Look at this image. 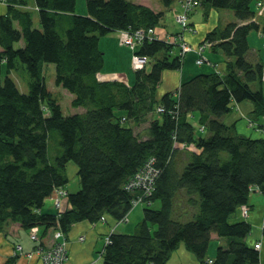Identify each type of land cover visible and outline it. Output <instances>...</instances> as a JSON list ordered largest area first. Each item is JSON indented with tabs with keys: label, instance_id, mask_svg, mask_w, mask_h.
Instances as JSON below:
<instances>
[{
	"label": "trees",
	"instance_id": "trees-1",
	"mask_svg": "<svg viewBox=\"0 0 264 264\" xmlns=\"http://www.w3.org/2000/svg\"><path fill=\"white\" fill-rule=\"evenodd\" d=\"M2 1L6 12L0 15V74L4 65L7 75L0 79V224L9 220L24 229L59 227L66 232L76 222L94 223L104 215L118 221L140 194L127 189V182L153 158L158 176L142 203V220L131 234H109L102 264H167L180 243L199 264H258L259 244L245 242L250 224L230 218L246 206L252 190L264 197V140L238 135L220 120L232 100H249L252 113L264 115L262 90L250 87L262 82L264 64L246 59L247 36L258 29L248 22L253 0L202 1L247 21L205 35L211 48L233 61L226 62L222 75H194L175 95L159 98L162 71L180 68V55H167L174 44L143 40L135 52L150 60V69L135 70L132 85L100 82L96 74L104 60L100 37L154 28L162 12L130 0H85L86 14L78 15L76 0H34L35 26L23 8L26 0ZM158 1L166 7L172 2ZM17 61L29 76L27 93L8 76ZM45 64L54 65V84L72 94L70 105L82 107L83 113L62 112L46 88ZM158 106L163 111L156 113ZM191 115H196L197 126L190 123ZM129 120L147 123L145 133L124 125ZM69 161L77 167L80 185L67 195L69 208L40 213L44 200L68 182ZM155 201L158 209L151 207ZM211 234L226 241L212 260L206 257Z\"/></svg>",
	"mask_w": 264,
	"mask_h": 264
},
{
	"label": "crops",
	"instance_id": "crops-1",
	"mask_svg": "<svg viewBox=\"0 0 264 264\" xmlns=\"http://www.w3.org/2000/svg\"><path fill=\"white\" fill-rule=\"evenodd\" d=\"M198 1H199V5L194 7L193 10H191L190 13L187 15L186 23L188 27L191 29L190 31L183 28L182 26L177 29L175 27L171 28L172 27L171 19L174 22L172 14L183 13L182 3L184 2V0H176L175 4H172L173 3L172 0L171 4L167 7L163 5L165 8H167V9L164 8L165 10L170 9L169 10L170 17L166 15V11L164 12V9H161L158 4H156L155 8L148 6L155 12L163 13L159 23H162V21L166 23L168 19L170 21V25H171L170 29H168V27L166 28L161 27V29L159 30L160 35L156 34V31L155 34L159 36V37L157 36V39L162 41H165L168 36H176L177 34H179V42H183L185 45L190 46L192 49H195L200 45H204L205 42H209L210 45L207 46L205 45L203 51L204 57L206 58V60L203 63L207 62L208 66L207 69L202 70L204 73H200V74H209L214 72L222 75L226 69V62L233 61V58L226 57L223 54V52L219 49L211 48L212 43L204 39L205 35L208 31H211L213 29H218L220 32L228 23L237 22L238 24H244L247 21L240 22L236 20V17L234 16L233 11L231 10H230L231 12H225V11L219 12L216 10V8H212L207 3L203 4L202 3L203 0H198ZM134 2L138 4H142L139 3L140 1H134ZM253 2L254 0L252 1L251 6ZM199 6L203 7L202 8L203 15L206 19V21L202 23L200 21L197 22L195 18H190L191 17L190 14H192ZM23 8L28 11L30 10L33 13H36L37 15V8L35 6L34 0H28L26 7ZM223 10L228 11V9H223ZM252 10L254 11V13L253 16L250 18V20H248V22H254L255 24H257L258 29L256 30L257 37L256 34L252 36V39H250L251 34L247 36V43L249 46V50L246 54V59L252 63L261 62L264 64V35H261V32H264V24L259 25L258 23H256V17H258V15L255 14V9ZM78 11H80L78 13L86 14L85 10H78ZM197 11L198 10H196L195 13ZM5 12H6V4L2 0H0V15L4 14ZM230 13H232L233 16L235 17L234 20H232V16H230L232 14ZM32 15L35 17L32 18L33 23H35L36 16L35 14H31V16ZM219 15H223V16H219ZM225 18H227V20L230 21L226 22ZM153 30H155V27L153 28ZM121 31L122 30L112 31L111 33L120 34ZM107 35H109V33H107ZM108 37L113 47L114 46L120 47L119 45H122L119 42V37H117L118 43L116 42V38L114 39L110 36ZM257 38L258 39L260 38L262 40L261 49L259 48L260 46L257 45ZM206 50H208V52L210 53L212 52L216 53L217 54L216 56H219L220 59H214L212 56L206 53ZM130 51H131L130 55L132 56L134 51L133 50ZM188 53H192L191 54L192 56L187 57ZM167 55L169 57L180 55L181 64L179 69L162 71L161 79L157 86L158 89L161 90L160 91L161 93L159 94L156 93L158 98L165 93H173V95H175L177 93L180 84L183 81H186L192 76L199 74V73L195 74L198 71H196V69H193L189 66L192 58H193V63H194V58L196 63L198 54L195 51L186 50L181 52V48L179 46V43L177 42L173 45L172 50ZM131 56L126 55L124 61L125 68H126V64H130L131 66ZM103 59H105L104 54H103ZM148 62H150V60H148ZM202 64H198V65H202ZM104 65H105V60H103V66L101 70L96 74V78L98 81L103 82V81L116 80V81H122L128 86L132 85L134 78H130L129 74H126V72L123 71V69L119 70L120 72L118 70H113V69L103 70ZM132 72H135V70L132 69ZM262 74H263L262 82L261 83L254 82L250 84V87L252 85L253 89L255 90L261 88L264 96L263 71ZM68 94L71 100L72 94L70 93ZM73 109H74L73 111L69 112L66 115L84 112V109L82 107H76ZM253 111H254V105L251 101L243 100L240 102H236L232 100L229 104V111L225 113L223 116H221L220 120L226 126H232L234 132L238 135L244 137L256 138V139L262 138L264 140V115H255L254 113H252ZM152 117H154V115ZM128 122L130 124L129 126L133 128L134 133H138V131H136V127H134L135 123L132 122L131 120H129ZM190 123L193 126H197L198 120L196 115L190 116ZM146 126L147 123H145L144 131L140 133V135H143L145 133ZM196 132L197 135H200L199 133L201 132V130L199 128H196ZM203 132L205 133V130ZM187 148L193 151H197L193 146H188ZM65 171L68 178V182L66 183V185H64L62 188L59 189H62L66 193V196L62 198L64 208L66 209L69 208L67 195L78 191L80 185L77 176V167L75 164H69L67 162ZM52 198H47L44 200L43 205L39 210L40 213L57 214L60 212L53 205ZM246 206L248 207V214L246 217L242 216L241 214L242 209L240 206L231 215L230 221L235 222V221L244 220L250 224L251 226L250 233L246 236L245 242L247 243V245L251 247H253L256 243L259 244L258 264H264V234L262 232L264 227V197L260 193V191L255 189L250 192ZM142 208H140L138 205L132 206L131 209L126 214L128 219L126 223L124 222L123 224L116 225V221H113L109 216L104 215L103 216L104 220H99L98 222H94V223H90L86 220H83L72 224L66 232L62 231L66 241V249H67V259L65 264H102V261H100L101 258H98L97 254H99L103 248L104 238L106 236H109V234L112 232L126 233V234L132 233L135 230L137 224L142 220L143 217ZM53 229L54 228H49L48 230L43 231L41 227H37L38 241L36 242L33 241L29 236L30 228L24 229L23 227H21L19 223L12 222L9 220L2 222L0 224V264H41V260L38 257V254L34 252V248L37 247V245L44 248L50 247L54 241L52 236ZM211 244H213V247L210 246ZM225 245H226V241L223 238L218 237L216 234H211L210 242L207 248L208 252H206V257L211 260L214 259L216 248L218 246H225ZM28 254L30 255L28 256ZM167 264H199V262L196 256L188 249H186L183 243H180L170 253Z\"/></svg>",
	"mask_w": 264,
	"mask_h": 264
},
{
	"label": "rangeland",
	"instance_id": "rangeland-1",
	"mask_svg": "<svg viewBox=\"0 0 264 264\" xmlns=\"http://www.w3.org/2000/svg\"><path fill=\"white\" fill-rule=\"evenodd\" d=\"M130 1H140L139 3H142L143 5H146V6H149V7H153L155 8L156 7V4H158L160 6L161 9H164L165 7L163 6V4L158 1V0H130ZM28 2V0H26V3ZM176 3V0H173V3L172 4H175ZM258 3H264V0H254L253 4H252V9H258L257 8V5ZM255 4V5H254ZM257 4V5H256ZM260 7V6H259ZM203 7H197L196 10H198L196 13L195 11L190 14L191 17L190 18H195L197 22H205L206 19L203 15V10H202ZM167 9V8H165ZM164 9V12L166 11V15L168 17H170L169 13H170V9L168 10H165ZM78 10H85L86 11V3H85V0H76L75 1V8H74V13L75 14H78V15H85V14H81V13H78L80 11ZM217 11L219 12H231L230 10H223V9H220V8H216ZM30 11V10H29ZM77 11V12H76ZM31 14H35L36 16V20H35V23L34 25L37 26L38 24V18H37V15L36 13H33L32 11H30ZM232 14V13H230ZM173 15V20L174 22L172 21L171 19V24H172V27L170 25V21L169 19L165 22L162 21V23H159L157 26H155V30H153L154 34H155V31H156V34L160 35L159 34V30L161 29V27L163 28H166L168 27V29L173 28L175 27L176 29L177 28H180L181 25L177 22V20L175 19L177 15H179V13H174L172 14ZM189 15V16H190ZM219 16H223V15H219ZM232 20L235 19V17L232 15ZM32 18H35L33 15H32ZM163 20V19H162ZM237 20V19H236ZM225 21L228 22L230 20H227V18H225ZM232 23V22H231ZM237 23V22H236ZM256 23H258L259 25H263L264 24V14L262 16H258L256 17ZM204 24V23H203ZM153 29V28H152ZM171 31V30H170ZM209 32V31H208ZM155 36L157 37L158 35ZM250 39H252V36L256 34V37H257V31L256 30H251L250 31ZM107 35V34H106ZM104 35L102 36L100 39H99V42H98V46L101 50V52L104 54V60H105V65H104V68L103 70H107V69H113V70H121L123 69V71L126 72V74H129L130 78H134V72H132V69H131V66L130 64H126V68H125V64H124V61H125V58H126V55H129L131 56V49H129L127 46L125 45H119L120 47H116V46H112L111 44V41L109 39L108 36L112 37V38H116V42L118 43V38L120 36V34L118 33H109V35ZM159 37V36H158ZM261 39L257 38V45L260 46L259 48L261 49ZM207 43L209 42H205L204 45L207 46ZM206 53L210 56H212L214 59H220L219 56H216L217 54L216 53H210L208 52V50H206ZM192 53H188L187 54V57H190L192 56L191 55ZM203 56H204V52H203ZM248 58V57H247ZM206 59V58H205ZM191 68L193 69H196V72L195 74L197 73H204L202 70L203 69H207V66H208V63L205 62L203 63L202 65H198L195 63V58H194V63H193V58L192 60L190 61V65H189ZM145 68V67H144ZM146 71H149L150 69V62L147 63L146 65ZM122 71V73H123ZM104 72V71H103ZM120 72V71H119ZM43 76H44V81H45V85H46V88L48 89V91L56 97V99L58 100L60 106H61V109H62V112L64 114H68L69 112L73 111V107L70 105V96L68 94V92L61 88L60 86H56L54 84V76H55V71H54V65L53 64H45L43 66ZM125 74V73H124ZM6 69H5V66L2 65V69H1V74H0V79L2 80L5 76H6ZM8 76L15 82V84L17 85L18 89L23 92V93H27L28 91V73L26 71V68L23 64H21L19 61L16 62V66L15 68L8 74ZM127 78V77H126ZM134 80V79H133ZM252 87V85H251ZM253 89V87H252ZM255 90V89H253ZM161 90L158 89V87L156 88V93L159 94L161 93L160 92ZM115 113H117L118 115H120V111H115ZM156 113H159L157 112L156 110ZM153 116V115H152ZM151 114H149L147 117L151 118L152 117ZM154 117H158L159 118V115L158 114H154ZM132 121V120H131ZM135 123L134 127H136V131H138V133H142L144 131V126H145V123L142 122V121H132ZM124 125L126 126H129V122L126 121L124 122ZM69 164H74L73 162L69 161L68 162ZM133 177V176H132ZM131 177V178H132ZM138 206L140 208L143 207V204H138ZM151 207L153 209H158L159 208V202L158 201H155L152 203ZM103 217V216H102ZM101 218V217H100ZM104 218V217H103ZM126 223V222H125ZM123 224V223H122ZM55 229H60L59 227H55L53 229V231ZM154 229V228H153ZM61 230V229H60ZM52 231V232H53ZM62 231V230H61ZM153 231V230H152ZM133 233V232H132ZM131 234V233H130ZM53 239L55 240V238L53 237ZM105 239V238H104ZM54 242V241H53ZM66 242V241H65ZM211 247H213V244L210 245ZM103 248H104V245H103ZM102 248V249H103ZM65 251H66V259H67V249H66V245H65ZM208 252V251H207ZM99 256V254H97ZM99 258H101V256H99ZM100 261H102L100 259Z\"/></svg>",
	"mask_w": 264,
	"mask_h": 264
},
{
	"label": "built area",
	"instance_id": "built-area-1",
	"mask_svg": "<svg viewBox=\"0 0 264 264\" xmlns=\"http://www.w3.org/2000/svg\"><path fill=\"white\" fill-rule=\"evenodd\" d=\"M199 5L198 0H184L182 3L183 13L176 16L177 22L185 29L190 31L191 29L188 27L186 23L187 15L190 13L191 10H193L194 7ZM257 5V4H256ZM260 6V7H259ZM257 14L258 16H262L264 13V3H258L257 5ZM261 35H264V32H261ZM153 40L157 39L155 36L153 29L149 28L147 30H136L134 32H128L122 30L120 32L119 36V42L122 45H125L129 47L131 50L134 51V53L131 56V68L134 70H140L145 67V65L148 62V58L137 54L135 51L137 50V47L143 40ZM167 43H179V46L181 48V52L193 50L198 54V57L196 59L197 64H202L206 59L203 56V51L205 48V45H200L195 49H192L190 46L185 45L183 42H179V34L176 36H168L165 40ZM207 45H210V43H207ZM263 73H264V67H263ZM157 112H162L163 107L158 106ZM158 176V169L154 167V160L153 158H150L146 160L142 166L135 172L133 177L127 182L126 188L131 190H139L140 194L136 199H134L132 206L138 205L143 203L153 190L154 182ZM66 196V193L62 189H58L56 196L53 197V205L55 208L62 212L65 210L62 198ZM241 214L243 217H246L248 214V207L242 206L241 207ZM126 214L120 218L118 221H116V225L122 224L127 221ZM100 220H104L103 217L100 218ZM29 236L33 241H38V232L37 227L30 228ZM52 236L55 238L54 242L50 247H41L37 245V247L34 248V252L38 254V257L41 260V264H65L66 262V251H65V238L60 229H55L52 232ZM109 243V236H106L104 239V247ZM258 248V245L255 246ZM19 248V247H18ZM103 252V249L100 251L99 256H101ZM30 254H28L29 256ZM98 256V258H99Z\"/></svg>",
	"mask_w": 264,
	"mask_h": 264
},
{
	"label": "bare ground",
	"instance_id": "bare-ground-1",
	"mask_svg": "<svg viewBox=\"0 0 264 264\" xmlns=\"http://www.w3.org/2000/svg\"><path fill=\"white\" fill-rule=\"evenodd\" d=\"M257 11H258V10L255 9V14H256V15H258V14H257V13H258ZM263 14H264V13H263Z\"/></svg>",
	"mask_w": 264,
	"mask_h": 264
}]
</instances>
